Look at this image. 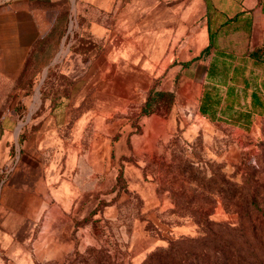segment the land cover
Here are the masks:
<instances>
[{
    "label": "rangeland",
    "instance_id": "374dc122",
    "mask_svg": "<svg viewBox=\"0 0 264 264\" xmlns=\"http://www.w3.org/2000/svg\"><path fill=\"white\" fill-rule=\"evenodd\" d=\"M25 1L42 33L0 77V218L54 205L60 181L75 190L68 250L36 264H142L170 246L192 264H264V113L204 118L191 65L110 53L118 32L94 40L76 0ZM0 264L20 263L0 246Z\"/></svg>",
    "mask_w": 264,
    "mask_h": 264
},
{
    "label": "crops",
    "instance_id": "0c3cea01",
    "mask_svg": "<svg viewBox=\"0 0 264 264\" xmlns=\"http://www.w3.org/2000/svg\"><path fill=\"white\" fill-rule=\"evenodd\" d=\"M76 5L78 20L83 17L94 40L114 39L118 32L119 44L112 42L110 53L143 56L148 65L171 58L191 65L204 118L245 124L264 113L261 75L249 66L258 64L250 54L264 46V0H76ZM41 27L25 0L0 4V77L21 71ZM74 195L72 183L63 180L54 187V205L41 199L29 219L2 209L0 246L20 264L58 259L69 247Z\"/></svg>",
    "mask_w": 264,
    "mask_h": 264
},
{
    "label": "trees",
    "instance_id": "16d2710c",
    "mask_svg": "<svg viewBox=\"0 0 264 264\" xmlns=\"http://www.w3.org/2000/svg\"><path fill=\"white\" fill-rule=\"evenodd\" d=\"M258 50L259 49H256L250 54V56L256 60L261 59L260 56L257 54ZM155 94L156 95H171L164 91H157L155 92ZM193 254L194 252H186L185 255L182 256L180 254L181 256H179V254L175 251V249H173V247L170 246V247L159 249V250L152 252L142 264H182L184 262H187L186 264H192L193 261L188 260L189 259L188 257L193 256ZM177 257H181V258L178 259ZM98 264H105V262L102 261V259L98 257Z\"/></svg>",
    "mask_w": 264,
    "mask_h": 264
},
{
    "label": "water",
    "instance_id": "95a60500",
    "mask_svg": "<svg viewBox=\"0 0 264 264\" xmlns=\"http://www.w3.org/2000/svg\"><path fill=\"white\" fill-rule=\"evenodd\" d=\"M18 127H20V125H18Z\"/></svg>",
    "mask_w": 264,
    "mask_h": 264
}]
</instances>
